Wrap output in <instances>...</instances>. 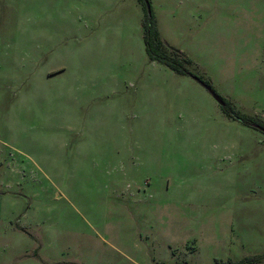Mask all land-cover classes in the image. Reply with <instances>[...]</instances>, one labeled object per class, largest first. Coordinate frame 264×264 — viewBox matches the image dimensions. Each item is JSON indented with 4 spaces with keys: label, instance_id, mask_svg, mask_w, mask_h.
Masks as SVG:
<instances>
[{
    "label": "rangeland",
    "instance_id": "374dc122",
    "mask_svg": "<svg viewBox=\"0 0 264 264\" xmlns=\"http://www.w3.org/2000/svg\"><path fill=\"white\" fill-rule=\"evenodd\" d=\"M147 1L264 124V0ZM145 7L0 0V264H264V132Z\"/></svg>",
    "mask_w": 264,
    "mask_h": 264
},
{
    "label": "trees",
    "instance_id": "16d2710c",
    "mask_svg": "<svg viewBox=\"0 0 264 264\" xmlns=\"http://www.w3.org/2000/svg\"><path fill=\"white\" fill-rule=\"evenodd\" d=\"M148 5V1L145 0L146 18L142 22V29L145 50L149 60L152 62H158L168 67L178 75L194 77L222 100V108L229 116L242 122L244 125L250 128L264 132V124L259 120L258 117H246L239 115L227 100L222 98L213 90L210 81L196 76L191 72L188 66L191 65L192 62L188 60L179 50L169 47L167 43L160 37L154 16L151 12V7L148 9ZM261 259L262 257H252L239 262H219L218 264H255Z\"/></svg>",
    "mask_w": 264,
    "mask_h": 264
},
{
    "label": "water",
    "instance_id": "95a60500",
    "mask_svg": "<svg viewBox=\"0 0 264 264\" xmlns=\"http://www.w3.org/2000/svg\"><path fill=\"white\" fill-rule=\"evenodd\" d=\"M148 9H150V6L149 5H148ZM215 97H216L217 101L222 105L223 104L222 100L219 97H217L216 95H215Z\"/></svg>",
    "mask_w": 264,
    "mask_h": 264
},
{
    "label": "crops",
    "instance_id": "0c3cea01",
    "mask_svg": "<svg viewBox=\"0 0 264 264\" xmlns=\"http://www.w3.org/2000/svg\"><path fill=\"white\" fill-rule=\"evenodd\" d=\"M141 28H142V24H141ZM142 32H143V29H142ZM143 40H144V38H143ZM146 51V50H145ZM172 71V70H171ZM173 72V71H172ZM175 73V72H174Z\"/></svg>",
    "mask_w": 264,
    "mask_h": 264
}]
</instances>
